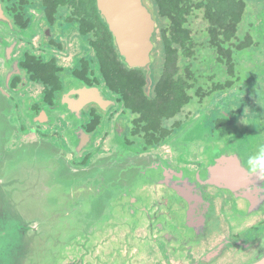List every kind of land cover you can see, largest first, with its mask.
Here are the masks:
<instances>
[{
    "label": "flooded vegetation",
    "instance_id": "1",
    "mask_svg": "<svg viewBox=\"0 0 264 264\" xmlns=\"http://www.w3.org/2000/svg\"><path fill=\"white\" fill-rule=\"evenodd\" d=\"M257 3L264 7V1ZM147 7L151 11V7ZM82 17L74 11L73 4H62L61 0H0V97L3 98L0 110L7 127L13 131L9 140L0 142V165L3 167L23 144L38 140L54 152L61 151L60 162L66 163L71 172L64 177L72 175L71 184L64 187L68 188L64 197L72 194L74 200H79L77 204H64L72 206L73 210L58 207L63 211L57 226L61 231L50 243L61 247L31 264H57L72 247L75 256L70 263L68 258L64 259L65 263L82 264L87 258V246L96 251L100 244L92 238L93 228L101 221L93 220L96 225L86 232L79 217L75 218L78 211L84 207L111 209L112 206L130 217L129 230L139 233L133 238L134 247L126 243L127 257H134L135 264H254L261 261L264 258V207L258 210V204L254 209L251 200L255 205L264 206V190L257 189L258 200L242 199L221 190L219 166L221 172L225 170L230 175L235 169L234 162L244 165L234 152L225 154L226 149L219 150L218 143L211 140L214 132L226 126L231 121L230 114L234 113L233 110L227 115L214 105L237 91V83L209 100V122L199 124V130L210 127L208 138L204 135L202 139L203 135L199 134L200 139H194L195 136H189L190 129H186L183 132L189 139L177 140L183 123L194 122L190 110L185 108L179 118L169 120L173 121L172 126H167L172 131L169 136L158 146L144 151L143 144L131 132L134 114L111 91L108 76H100L93 43L97 39L96 30L102 29L104 23L109 31L108 26L101 15L100 22ZM153 18L155 20L154 15ZM114 47L111 58L114 62L108 61L106 74L118 63L123 72L140 69L125 64ZM153 51L154 48L149 67L141 70L150 72ZM255 51H262V43ZM214 71L216 78L222 76L219 67ZM156 82L151 76L145 90L149 92ZM250 97L247 102L251 103ZM200 115L203 120L202 113ZM68 154L71 156L64 161ZM129 169L131 177L121 184L119 178ZM140 190H148L149 195L143 198ZM223 193L239 200L232 203L235 208L232 215L244 222L242 216L247 214V230L236 228L227 236L217 205L220 198H225ZM68 216L75 222L70 223ZM113 217L115 221L114 214ZM232 220L234 217L229 223H233ZM87 221L90 220L82 219V223ZM70 233H76L78 238L66 239V234ZM92 254L101 259L97 251ZM94 256L86 263L91 264ZM124 264H130L128 259Z\"/></svg>",
    "mask_w": 264,
    "mask_h": 264
},
{
    "label": "trees",
    "instance_id": "2",
    "mask_svg": "<svg viewBox=\"0 0 264 264\" xmlns=\"http://www.w3.org/2000/svg\"><path fill=\"white\" fill-rule=\"evenodd\" d=\"M61 2L73 4L74 11L80 17L84 15L83 19L100 22L95 0ZM146 2L156 21L152 37L154 63L150 72L141 69L123 72L118 63L113 64L106 74L108 61L114 62L111 58L114 56L115 45L104 23L102 29L96 30L97 39L93 43L100 76H108L111 91L134 114L131 132L143 144L144 151L158 146L169 136L172 131L165 123L184 114V109L189 105L203 104L216 94H224L230 89L237 80L234 79L237 71L234 55L248 52L249 58L259 48L263 31L261 27H254L250 23V6L247 9L242 0ZM218 67L219 75L223 78H216L217 72L214 70L217 68L218 71ZM159 71L157 82L147 92V81L153 73ZM202 83L207 86L206 91Z\"/></svg>",
    "mask_w": 264,
    "mask_h": 264
},
{
    "label": "rangeland",
    "instance_id": "3",
    "mask_svg": "<svg viewBox=\"0 0 264 264\" xmlns=\"http://www.w3.org/2000/svg\"><path fill=\"white\" fill-rule=\"evenodd\" d=\"M242 1H244V3L247 5V9L250 6V17H249L250 22L256 27L261 25V28L263 29L262 34L260 36L262 43V51H253V53L250 54V55L253 54L251 56L253 62L249 58H247L248 52H245L246 54L244 53L242 55L240 54L234 55V60H236L237 63L236 64L237 71L234 79H237L236 80L237 84L235 85V87L238 88V90L229 93V95L224 96L222 99H220V101L216 102L217 103L216 105H214L223 109V112L226 111L227 115L232 113L231 111L233 110L234 113L230 114L232 116L231 121L228 122L226 126L216 130L214 134L211 136V140H214L216 143H218L219 150L220 148L226 149V151L224 150L225 154L234 152L242 161L244 167L248 169L247 166L248 157L255 155L258 152L259 148L261 146H264V79H262L264 77V7L262 3H257L259 0H242ZM146 4L148 5V2H146ZM255 66L257 67V69ZM159 76H160V71L153 73V82H156ZM231 77L233 78V75H231ZM202 86L204 91H206L207 86L204 85L203 83ZM249 96H251L249 99L251 100V103L247 102ZM254 100H257L258 103L253 102ZM209 102L210 101L208 99L204 101L203 104L192 103L187 107V109H189L192 114L191 116L192 119H194V122L186 121L185 123H183L181 135L180 137L177 138L179 142L187 141L189 139V136H195L196 138L194 139H200L198 138L199 134L200 136L203 135L202 139H205L204 135L207 138L209 137V134H211V130L209 126H205L203 130H199V124L203 123L204 121H207V123L209 122L208 119L209 111H207L208 109H210L207 106ZM253 105L255 107L253 108V110H247L246 107H252ZM201 113L203 120H201V115H200ZM165 124L167 126H172L173 121H168ZM186 129L187 130L190 129L189 136L187 134L185 135V132H183ZM14 157L19 159V157H17L16 155ZM29 157L30 155H25L22 160V162L24 161L23 166L20 165L19 169L17 168L14 170L8 169L7 173L9 174L14 172L18 173L21 171V173L17 175L19 178H21V180L23 179L26 180L27 174L29 175L31 174L33 176L32 177L30 176L29 181L28 180L27 181L29 183H32V181L35 179L33 178L35 174H32L31 171L34 169H38L39 167H36L35 163L30 161L31 158L28 159ZM170 158L171 157L169 155V159ZM39 166L42 165L39 164ZM131 171L132 170L129 169L122 174V176L119 178V182L121 184L122 181L125 182L128 178L131 177L130 175ZM51 175L52 176L50 175L46 176V179L48 181L46 184L47 186H50L49 189L52 194L46 195L44 196V198L41 199L40 191L36 190L34 193H28L26 194L27 196L22 197L23 204L21 206V210L23 213H26L24 214V217L35 220L36 224L39 223L43 224L46 220L44 217L48 215L50 212L53 214L58 213L56 216L58 217L59 214L62 213L63 211L59 210L57 207H64L65 206L64 204H66L69 201V199L64 197L63 194L66 193L68 189V188H64L65 186L63 185V182H66L67 180L69 181L72 175H67L65 177V179L67 180L63 179L65 175L64 173L59 174V176L54 173H52ZM13 179L16 178H11L9 180H13ZM41 184L43 183L41 182ZM140 191L143 198L149 195L148 190H140ZM222 195H223L222 197L225 198H220L219 203H217V205L222 215L221 219L224 221L222 224L225 223L224 226L227 227V236L232 235L233 231H235L236 228L238 229L243 228L247 230L249 227L247 214H244L242 216L243 219L245 220L244 222H240L239 218H236L234 214L232 215L233 211L235 210L232 203H235V201L238 202L239 200L231 199L230 196H228L225 193H223ZM243 205H245V203H243ZM64 208L68 210L74 209L72 206H67V207L65 206ZM112 213L116 217L115 221ZM233 217H234V220H232L233 223H229L230 222L229 220L232 219ZM75 218L80 220L79 223H81V225L85 227L86 232L91 228V226L94 227L96 225L93 222V220L101 221L98 227L93 228L95 234L92 238V240L95 242L100 241V244L97 247L96 251L99 254H101V259L98 260L97 257H95L92 254V253H96L95 249H92V247L87 246V250H88V254L86 255L87 258L82 264H87L86 260H88L92 256H94V259L91 260V264H124L126 259H128L130 264H135L134 257L132 258L127 257L128 245L126 243L128 241L131 247L132 246L134 247L135 239L133 238L134 236L139 235V233H137L136 231L129 230L127 221L130 219V217L128 218L127 215H122L121 212H118L115 206H112L111 209H106V207L104 209L102 208L97 209L95 207H84L83 209L81 208V210L78 211ZM67 219L70 223L75 222V219H73L71 216H68ZM82 219H87L90 221L82 223ZM98 231L102 233H99ZM76 232L82 234L79 231ZM75 234L76 233L73 234L70 233L69 236L66 234L65 238L76 239L78 238V236H75ZM56 247H61V246L57 245ZM56 247L54 245L48 246V249H51L49 252L58 251ZM72 249L73 247L68 249L66 256L62 257V259L58 261L57 264H66L64 259L67 258L69 259V263L72 262V258L75 256V251ZM43 255H45V257L49 256V254H45V253ZM137 256L139 255L137 254ZM28 258L29 257L27 256L25 259L28 260ZM54 262H55L54 260H52V262L49 261V263H54ZM41 264H44V262H41ZM137 264H141V263L137 262Z\"/></svg>",
    "mask_w": 264,
    "mask_h": 264
},
{
    "label": "water",
    "instance_id": "4",
    "mask_svg": "<svg viewBox=\"0 0 264 264\" xmlns=\"http://www.w3.org/2000/svg\"><path fill=\"white\" fill-rule=\"evenodd\" d=\"M96 7L105 20L117 51L125 64L131 68H148L151 62L150 54L154 48L152 37L155 32V20L145 4V0H96ZM2 102L3 98L0 97V106ZM1 112L3 113V111L0 110V142H5L7 139L9 140L13 131L12 128L7 127L5 116ZM34 122L37 123V119H34ZM1 146L0 144V150ZM38 150L44 154H40ZM56 151H52L50 146L42 145L38 140L27 142L11 156L10 160L3 163V167L0 165V264H24L27 256L29 258L26 264L35 263L45 256L44 253L47 254L51 250L48 249V246H53L50 239L60 234L61 230L57 229L60 219V215L56 217L58 213L50 212L44 217L46 220L43 224H36L35 220L25 218L24 214L26 213L21 210L22 197L27 196L26 194L39 190L42 199L47 193H50V186L46 184L48 182L46 176H52V173L59 176L61 173L68 174L70 172L67 164L60 162L63 154L61 151ZM35 153L37 154L35 155ZM15 155L20 160L14 157ZM25 155H30L28 159L31 158L30 161L39 167L31 171L32 174H35L32 183L28 182L30 176H33L31 174H27L26 180H21L17 176L21 171L7 173L8 169L14 170L19 169L20 165L23 166L24 161L22 162V160ZM69 155H66L64 161H68ZM233 159L237 160V157ZM234 163L235 169L230 171V175L225 170L221 172L219 166V174L223 183H219L221 184L220 189L238 195L242 199H252L253 197L254 200H258L256 199L257 189L263 188L264 190V180L258 179L257 175H251L241 163ZM11 178L16 179L9 180ZM66 184H71L70 180H67ZM251 201L253 202L251 206L254 209L258 204V210H261L260 207H264L262 203L255 205V201ZM254 264H264V258Z\"/></svg>",
    "mask_w": 264,
    "mask_h": 264
},
{
    "label": "clouds",
    "instance_id": "5",
    "mask_svg": "<svg viewBox=\"0 0 264 264\" xmlns=\"http://www.w3.org/2000/svg\"><path fill=\"white\" fill-rule=\"evenodd\" d=\"M247 166L251 175H257L258 179L264 180V146L255 155L248 157Z\"/></svg>",
    "mask_w": 264,
    "mask_h": 264
},
{
    "label": "crops",
    "instance_id": "6",
    "mask_svg": "<svg viewBox=\"0 0 264 264\" xmlns=\"http://www.w3.org/2000/svg\"><path fill=\"white\" fill-rule=\"evenodd\" d=\"M64 174H67V173H65L64 172ZM68 174H70V172H68ZM63 185L65 186V187H68V186H66L64 183H63ZM50 193H51V191H50ZM67 199H69V201L66 203V204H72V203H77L78 201H76V200H74L75 199V195L73 196L72 194H70V195H68V198ZM69 202H72V203H69ZM47 258V257H46Z\"/></svg>",
    "mask_w": 264,
    "mask_h": 264
}]
</instances>
